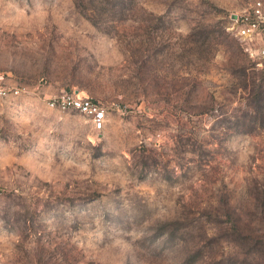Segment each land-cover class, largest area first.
Returning a JSON list of instances; mask_svg holds the SVG:
<instances>
[{"label": "rangeland", "instance_id": "1", "mask_svg": "<svg viewBox=\"0 0 264 264\" xmlns=\"http://www.w3.org/2000/svg\"><path fill=\"white\" fill-rule=\"evenodd\" d=\"M252 1L0 0V264H264Z\"/></svg>", "mask_w": 264, "mask_h": 264}, {"label": "built area", "instance_id": "2", "mask_svg": "<svg viewBox=\"0 0 264 264\" xmlns=\"http://www.w3.org/2000/svg\"><path fill=\"white\" fill-rule=\"evenodd\" d=\"M231 29L241 40L245 51L259 67H264V2L254 0L231 15ZM0 94L4 91L0 88ZM75 107L93 115L97 128L105 123L106 112L88 100L64 99L62 108Z\"/></svg>", "mask_w": 264, "mask_h": 264}]
</instances>
